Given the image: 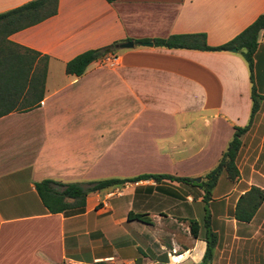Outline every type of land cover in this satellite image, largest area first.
<instances>
[{
    "label": "crops",
    "instance_id": "1",
    "mask_svg": "<svg viewBox=\"0 0 264 264\" xmlns=\"http://www.w3.org/2000/svg\"><path fill=\"white\" fill-rule=\"evenodd\" d=\"M26 1L0 0V12ZM263 10L264 0H57L55 14L9 34L48 61L39 105L0 116V264H198L206 229L216 236L210 264H264V198L249 221L233 217L250 186L264 192V30L251 78L236 51L135 42L202 33L217 46ZM125 41L133 46L115 48L112 65L102 57L79 76L64 72L76 54ZM250 87L261 98L238 174H220L205 201L197 182L145 179L90 192L81 213L64 215L34 190L44 178H200L246 124Z\"/></svg>",
    "mask_w": 264,
    "mask_h": 264
},
{
    "label": "trees",
    "instance_id": "2",
    "mask_svg": "<svg viewBox=\"0 0 264 264\" xmlns=\"http://www.w3.org/2000/svg\"><path fill=\"white\" fill-rule=\"evenodd\" d=\"M106 1L111 2L112 0ZM56 5L57 0H28L0 12V116L10 111H26L39 105L43 96L48 56L11 42L7 39V36L52 16L56 12ZM263 30L264 10L232 39L217 46L207 45L202 33L173 34L164 38L140 39L135 40V42L150 41L152 46L206 51H222L234 47L246 64L249 78H251L252 57L257 38ZM115 44L114 42L76 54L65 62L64 72L74 76L81 75L89 63L101 59L106 54H114ZM260 98L250 87L251 105L246 124L233 127L231 137L221 151L216 163L196 183L203 191L202 199L204 201L210 197L211 189L220 174H224L230 181L237 176L235 157L240 147V137L247 131L251 118L259 106ZM145 179H152L156 182L161 179L182 183L195 182L189 177L167 173H140L129 177H108L82 182H63L44 178L35 181L33 185L41 203L48 212L74 215L83 211L85 197L88 193ZM263 198L264 192L261 189L250 186L238 197L233 208V217L238 221H249ZM129 215L128 213L127 217ZM133 218L144 219L145 214H134ZM188 228L190 234L196 237L198 228L196 221L189 220ZM204 241V252L198 264H210L212 251L216 243L215 234L206 229Z\"/></svg>",
    "mask_w": 264,
    "mask_h": 264
},
{
    "label": "water",
    "instance_id": "3",
    "mask_svg": "<svg viewBox=\"0 0 264 264\" xmlns=\"http://www.w3.org/2000/svg\"><path fill=\"white\" fill-rule=\"evenodd\" d=\"M141 46H151L152 43L151 42H140L139 43ZM133 46V42L132 41H125V42H121L119 44L116 45V48H130ZM230 51L232 52H235L236 51V48L232 47L229 49ZM195 182H198L199 181V178H195L194 179Z\"/></svg>",
    "mask_w": 264,
    "mask_h": 264
},
{
    "label": "built area",
    "instance_id": "4",
    "mask_svg": "<svg viewBox=\"0 0 264 264\" xmlns=\"http://www.w3.org/2000/svg\"><path fill=\"white\" fill-rule=\"evenodd\" d=\"M115 59H116V56H115L114 54H106V55L103 57V60H104L105 62H107L108 65H112L113 62L115 61ZM116 192H117V194H118V191H116ZM112 194H113V192H109V193H107V196H110V195H112Z\"/></svg>",
    "mask_w": 264,
    "mask_h": 264
}]
</instances>
